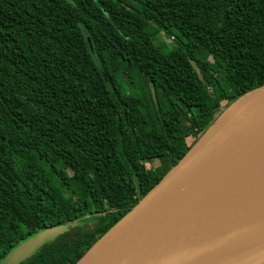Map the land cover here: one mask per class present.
<instances>
[{"label": "trees", "instance_id": "trees-1", "mask_svg": "<svg viewBox=\"0 0 264 264\" xmlns=\"http://www.w3.org/2000/svg\"><path fill=\"white\" fill-rule=\"evenodd\" d=\"M262 84L264 0H0V263L75 264Z\"/></svg>", "mask_w": 264, "mask_h": 264}, {"label": "water", "instance_id": "water-1", "mask_svg": "<svg viewBox=\"0 0 264 264\" xmlns=\"http://www.w3.org/2000/svg\"><path fill=\"white\" fill-rule=\"evenodd\" d=\"M199 139L75 264H264V84ZM63 230L45 229L0 264L20 263Z\"/></svg>", "mask_w": 264, "mask_h": 264}, {"label": "rangeland", "instance_id": "rangeland-1", "mask_svg": "<svg viewBox=\"0 0 264 264\" xmlns=\"http://www.w3.org/2000/svg\"><path fill=\"white\" fill-rule=\"evenodd\" d=\"M162 41H164L166 43V49L167 50H171L173 47H175V43L171 40V39H168V38H165V37H161ZM131 75H132V84H129L127 82V80L120 76V75H117V78H118V81L120 83H125L128 85V88H129V100L130 102L132 103L133 106H137V105H140L141 107H143L145 110H147L148 106H147V102H146V98L143 94V82L141 80V77L139 76V74L137 72H135L134 70L131 71ZM102 88V87H101ZM97 99L98 101L101 103V104H106L108 102L107 100V97L104 93L103 95V92L102 90L100 89V92L98 93L97 91ZM210 108L213 109V106H212V102L210 103ZM223 112L225 111V105L223 104ZM221 113H217L216 116H220ZM24 143H26L25 140H23ZM43 167L45 169H48V166L45 162H41ZM158 166V162H154L153 164H146V175L147 177H151L150 181L146 182V185H149L151 183H153L156 179V176L153 175L154 174V168ZM153 175V176H152ZM153 188V187H152ZM151 188V189H152ZM130 200H134V197H129Z\"/></svg>", "mask_w": 264, "mask_h": 264}]
</instances>
